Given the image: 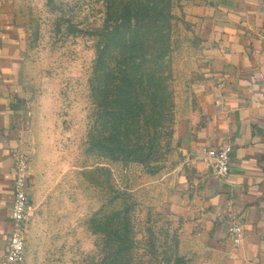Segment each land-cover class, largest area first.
Segmentation results:
<instances>
[{
  "label": "rangeland",
  "instance_id": "374dc122",
  "mask_svg": "<svg viewBox=\"0 0 264 264\" xmlns=\"http://www.w3.org/2000/svg\"><path fill=\"white\" fill-rule=\"evenodd\" d=\"M0 1L18 28L16 95L27 113L22 151L32 176L17 264H203L180 247V193L191 174L185 127L200 52L183 1H169L164 105L161 88L137 85L133 124L116 121L126 146L111 152L103 148L113 133L103 94L90 90L92 81L98 85V51L114 28L106 0Z\"/></svg>",
  "mask_w": 264,
  "mask_h": 264
},
{
  "label": "crops",
  "instance_id": "0c3cea01",
  "mask_svg": "<svg viewBox=\"0 0 264 264\" xmlns=\"http://www.w3.org/2000/svg\"><path fill=\"white\" fill-rule=\"evenodd\" d=\"M200 39L195 109L185 127L191 166L181 243L203 264H264V0H182ZM20 40L14 15L0 1V264L5 260L14 178L27 113L18 102ZM230 145V170L220 179L200 160L204 146ZM29 200L32 176L29 175ZM235 214L244 238L233 245L226 219Z\"/></svg>",
  "mask_w": 264,
  "mask_h": 264
},
{
  "label": "trees",
  "instance_id": "16d2710c",
  "mask_svg": "<svg viewBox=\"0 0 264 264\" xmlns=\"http://www.w3.org/2000/svg\"><path fill=\"white\" fill-rule=\"evenodd\" d=\"M170 0H106L108 17L113 21L114 28L105 38L104 45L98 51L90 90L92 95L103 94L102 108L104 115L110 116L105 124H110L113 133L110 143L103 148L111 152L123 150L126 145L120 137V124L130 127L133 124V113L140 104L132 92L137 85L144 83L149 89L150 84L162 89L160 103L164 105V85L162 74L166 67L170 38ZM162 2V3H160ZM161 4V6H159ZM118 65H112V61ZM113 80V91L108 97L106 83ZM102 80V88L99 82ZM151 89V94L155 92ZM156 104V99L152 102ZM119 123L116 125V121Z\"/></svg>",
  "mask_w": 264,
  "mask_h": 264
},
{
  "label": "built area",
  "instance_id": "2783aa9c",
  "mask_svg": "<svg viewBox=\"0 0 264 264\" xmlns=\"http://www.w3.org/2000/svg\"><path fill=\"white\" fill-rule=\"evenodd\" d=\"M200 160L211 170L215 177L225 178L230 170V145L220 147L204 146L201 148ZM14 178L12 182V200L9 219L13 229L8 237L5 260L17 264L23 258L26 222L29 214V166L26 154L20 150L14 157ZM227 236L233 245H238L244 238L243 223L237 215L229 214L226 219Z\"/></svg>",
  "mask_w": 264,
  "mask_h": 264
}]
</instances>
